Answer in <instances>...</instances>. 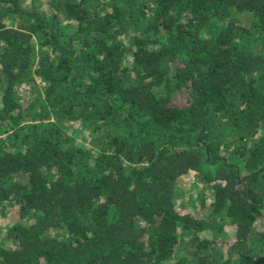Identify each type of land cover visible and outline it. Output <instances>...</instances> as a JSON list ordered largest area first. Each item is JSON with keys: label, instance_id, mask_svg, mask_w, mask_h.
<instances>
[{"label": "trees", "instance_id": "1", "mask_svg": "<svg viewBox=\"0 0 264 264\" xmlns=\"http://www.w3.org/2000/svg\"><path fill=\"white\" fill-rule=\"evenodd\" d=\"M24 1L0 0V264H264V0Z\"/></svg>", "mask_w": 264, "mask_h": 264}, {"label": "rangeland", "instance_id": "2", "mask_svg": "<svg viewBox=\"0 0 264 264\" xmlns=\"http://www.w3.org/2000/svg\"><path fill=\"white\" fill-rule=\"evenodd\" d=\"M43 1L45 0H42V2ZM29 2L30 0L24 1L25 4ZM31 84L34 88L41 89L43 83L38 78H35L31 81ZM185 100L186 97L180 92H177L173 98V101L178 104L184 103ZM67 131L76 138L78 143H82L83 145L89 144L87 140V137L89 138V134H87V130L85 128H82V124L78 120L73 122L69 121V124H67ZM192 174L193 173H186L179 177L176 181V192L174 198L176 200L177 206L181 208H185L190 197L194 198L196 193L202 188V185L199 181L196 184V176ZM17 220V210L13 205L9 206V209L5 212V214L0 213V243L9 244V242L3 238V235L7 225Z\"/></svg>", "mask_w": 264, "mask_h": 264}]
</instances>
